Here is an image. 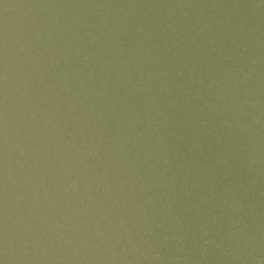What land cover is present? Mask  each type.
Masks as SVG:
<instances>
[{
    "label": "water",
    "instance_id": "water-1",
    "mask_svg": "<svg viewBox=\"0 0 264 264\" xmlns=\"http://www.w3.org/2000/svg\"><path fill=\"white\" fill-rule=\"evenodd\" d=\"M0 264H264V0H0Z\"/></svg>",
    "mask_w": 264,
    "mask_h": 264
}]
</instances>
